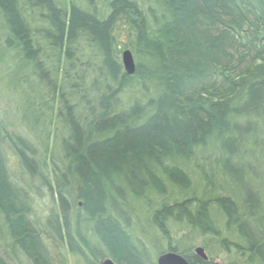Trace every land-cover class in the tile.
<instances>
[{
    "label": "trees",
    "instance_id": "1",
    "mask_svg": "<svg viewBox=\"0 0 264 264\" xmlns=\"http://www.w3.org/2000/svg\"><path fill=\"white\" fill-rule=\"evenodd\" d=\"M0 42L37 93L27 119L47 126L0 129V264H228L209 242L229 264H264V0H0ZM9 154L58 213L36 217Z\"/></svg>",
    "mask_w": 264,
    "mask_h": 264
},
{
    "label": "rangeland",
    "instance_id": "2",
    "mask_svg": "<svg viewBox=\"0 0 264 264\" xmlns=\"http://www.w3.org/2000/svg\"><path fill=\"white\" fill-rule=\"evenodd\" d=\"M11 62V61H10ZM11 68L8 66V57L2 55L1 52V42H0V129L6 130L8 132H15L20 135H30L29 137H35V133L39 134L47 130V126L43 127L41 125H35L33 120H28L27 116L30 118L31 116V104L26 100V96L28 94L25 93V90L28 91L29 94L35 96L37 93L33 91V88H30L29 85H24L20 82L17 86L16 81L14 80V75L11 74ZM23 84V85H22ZM22 85V87H20ZM34 103V107H39V101L37 98L31 99ZM36 104V105H35ZM44 108V107H43ZM32 118V117H31ZM29 124L32 129L29 128ZM54 125H57V123ZM52 125V128L56 127ZM59 126V125H58ZM39 130V131H38ZM35 132V133H34ZM46 134L43 137H40V144L43 145L45 141ZM53 134L49 139V148L48 151L45 146H40V156L42 161L44 160L46 164H48V171H50V163H51V156H58L61 153V148L58 142H55ZM10 160V167L13 175V179L16 183L20 184V186H25L30 191V196L33 203V209L35 212L36 217L44 221L51 212L58 213L59 212V205L58 201L54 199L51 194L49 193L48 189L43 185L38 179L34 181L31 180L21 169L17 158L13 156V154H9ZM209 170L207 173L210 174L209 166L205 165ZM191 167H194L193 165ZM190 167V168H191ZM204 167V166H203ZM260 171L257 179L259 180V184L262 182L261 177H263L264 167L260 166L258 168ZM203 171V170H202ZM261 176V177H260ZM47 178L52 181V177L50 172L48 173ZM218 183H221L220 179L217 180ZM206 182V181H205ZM228 184H230L228 182ZM213 185L217 189L216 182L213 180H209L208 183L206 182L207 189L210 187V191L213 190ZM179 236L183 234H188L187 230L180 229ZM157 236V234H155ZM178 236V235H177ZM185 236V235H183ZM203 240L201 238H196L193 250L197 247L202 246ZM165 240H161L158 236L151 237L146 240V246L148 249H152L153 255L155 254V259L157 258V247L158 246H165ZM209 246L211 248L212 256L216 260H225L228 258V264L234 261L233 255H226L215 242H209ZM207 253V252H206ZM67 264H85L83 261L79 260L78 258L67 256ZM221 258V259H220Z\"/></svg>",
    "mask_w": 264,
    "mask_h": 264
},
{
    "label": "water",
    "instance_id": "3",
    "mask_svg": "<svg viewBox=\"0 0 264 264\" xmlns=\"http://www.w3.org/2000/svg\"><path fill=\"white\" fill-rule=\"evenodd\" d=\"M123 64L128 71L129 74L135 73V63L132 56V53L127 50L122 55ZM196 256L201 258L204 261L209 260V256L206 253L205 249L203 247H197L194 250ZM101 264H116L111 258H105L102 260ZM157 264H190L189 261L182 256L181 254L175 253V252H167L164 254H161L157 258Z\"/></svg>",
    "mask_w": 264,
    "mask_h": 264
}]
</instances>
